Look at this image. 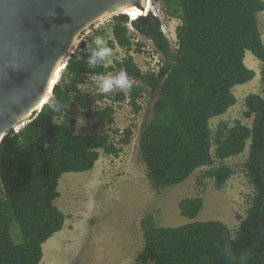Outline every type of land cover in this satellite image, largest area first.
<instances>
[{"label":"trees","instance_id":"1","mask_svg":"<svg viewBox=\"0 0 264 264\" xmlns=\"http://www.w3.org/2000/svg\"><path fill=\"white\" fill-rule=\"evenodd\" d=\"M158 4L170 18L180 21L175 52L161 20L152 12L148 28L136 21L132 25L162 54L159 72L144 73L130 53L107 67L97 63L90 67V57L77 59L74 55L53 98L37 118L0 144V264H40L43 245L67 220L54 204L60 196L61 177L90 171L102 151L119 156L131 143L132 128L122 133L118 144L106 134H78L70 113L71 107L90 108L92 100L83 88L88 79L117 70L126 71L138 84L128 96L120 93L116 100L128 98L137 112L141 110L138 100L146 91L160 92L153 120L139 143L155 189L180 185L206 167L209 170L198 184L213 179L221 190L235 174L224 162L240 156L248 142L245 170L255 189L253 206L235 234L222 222L168 228L158 226L153 214L146 215L141 222L144 247L137 263L264 264V41L258 19L264 13V0H152V5ZM113 22L114 43L130 52L134 39L129 16H115ZM136 45V52H141L143 44ZM246 52L262 63V94L245 99L244 117L253 118L252 127L237 120L232 127L222 123L214 132L211 120L237 104L234 88L256 77L245 64ZM114 114L112 107L95 114L87 112L102 123H113ZM218 163L222 164L216 166ZM203 208L202 198L179 204L181 215L189 219L196 218Z\"/></svg>","mask_w":264,"mask_h":264},{"label":"rangeland","instance_id":"2","mask_svg":"<svg viewBox=\"0 0 264 264\" xmlns=\"http://www.w3.org/2000/svg\"><path fill=\"white\" fill-rule=\"evenodd\" d=\"M151 8L159 16L162 29L175 52L178 48L176 29L180 21L170 18L162 4L151 5ZM113 18L104 19L84 33L73 56L77 59L91 57L98 50L94 38L102 36L105 45L112 48V55L103 60L97 58V64L111 66L130 53L144 73L159 72L164 63L162 54L134 28L129 27L130 36L134 39L130 52L114 43ZM258 19L264 41V13H260ZM83 42L85 47H82ZM138 42L143 44L139 53L136 52ZM252 61L256 64L252 65ZM245 64L255 71L256 77L234 88L237 104L226 114L211 120L214 132L222 123L232 127L237 120L252 127L253 118L244 117L245 99L250 94H262V63L251 52H246ZM118 73L117 70L107 76L114 77ZM104 77L90 78L83 87L92 100L88 110L80 106L70 108L71 117L76 120L74 129L83 135H109L111 141L118 144L122 133L132 128L131 143L123 147L119 156H110L102 151L99 161L90 171L66 173L61 177L58 186L60 196L54 204L67 216V220L64 228L43 245L44 257L40 264H138L136 258L144 247L141 222L148 214L155 216L160 227L178 228L196 222H222L235 234L243 220L247 219L255 198V189L245 170L250 142L240 156L224 162L234 169L235 174L221 190H217L213 179L198 184L200 176L209 170L206 167L197 170L180 185L155 189L148 179L139 143L143 131L153 120L154 106L160 92L146 91L138 100L141 110L137 112L128 98L124 101H117L116 98L120 93L128 96L138 82L130 79V89H113L104 94L99 91L100 81ZM100 95H104L105 99L100 100ZM110 107L115 111L113 123H102L99 117L87 115L89 110L95 114ZM61 120L59 118L58 121ZM192 198H202L204 208L196 218L189 219L181 215L179 204Z\"/></svg>","mask_w":264,"mask_h":264},{"label":"water","instance_id":"3","mask_svg":"<svg viewBox=\"0 0 264 264\" xmlns=\"http://www.w3.org/2000/svg\"><path fill=\"white\" fill-rule=\"evenodd\" d=\"M152 0H0V144L34 121L82 35L110 16L148 28ZM138 10L141 16L132 17Z\"/></svg>","mask_w":264,"mask_h":264},{"label":"clouds","instance_id":"4","mask_svg":"<svg viewBox=\"0 0 264 264\" xmlns=\"http://www.w3.org/2000/svg\"><path fill=\"white\" fill-rule=\"evenodd\" d=\"M135 13V10H133ZM95 45L97 46V51L92 53V56L88 60L90 67L94 66L96 59L99 58L103 60L105 57L112 55V48L105 45V40L102 36H96L94 38ZM132 87V81L129 79V76L126 71L120 70L116 76H106L100 81L99 91L101 93L112 92L113 89H130ZM52 103V102H51Z\"/></svg>","mask_w":264,"mask_h":264},{"label":"bare ground","instance_id":"5","mask_svg":"<svg viewBox=\"0 0 264 264\" xmlns=\"http://www.w3.org/2000/svg\"><path fill=\"white\" fill-rule=\"evenodd\" d=\"M150 10H151V6L148 8V12H150ZM142 14H141V12L140 11H138V10H135V13L133 12V11H131L130 12V16H132V17H139V16H141Z\"/></svg>","mask_w":264,"mask_h":264},{"label":"flooded vegetation","instance_id":"6","mask_svg":"<svg viewBox=\"0 0 264 264\" xmlns=\"http://www.w3.org/2000/svg\"><path fill=\"white\" fill-rule=\"evenodd\" d=\"M153 9H154V8H153ZM151 12H152V13L154 12V10H152V8H151V10H150V12H149V15H150ZM153 15H154L155 17H159V16H156V14H154V13H153Z\"/></svg>","mask_w":264,"mask_h":264},{"label":"crops","instance_id":"7","mask_svg":"<svg viewBox=\"0 0 264 264\" xmlns=\"http://www.w3.org/2000/svg\"><path fill=\"white\" fill-rule=\"evenodd\" d=\"M251 64H252V65H255V64H256V62H255V61H252V62H251Z\"/></svg>","mask_w":264,"mask_h":264}]
</instances>
